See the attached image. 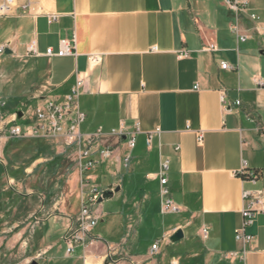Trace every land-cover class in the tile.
<instances>
[{"label": "crops", "instance_id": "obj_1", "mask_svg": "<svg viewBox=\"0 0 264 264\" xmlns=\"http://www.w3.org/2000/svg\"><path fill=\"white\" fill-rule=\"evenodd\" d=\"M226 1L31 0L26 10L0 16V44L10 51L0 55V76L22 81L15 87L20 102L0 112L30 111L81 79L79 129L99 130L92 148L112 150L91 171L94 183L112 190L97 205L95 241L68 255L61 239L82 200L77 173L58 204L41 200L44 214L58 210L39 225L48 262L58 239L74 264H126L108 262L106 244L113 257L135 264H264L263 214L244 228L249 241L235 237L248 201L243 193L264 207V0H237L246 2L239 11ZM72 39V54L44 55ZM30 44L38 55L28 53ZM120 128L123 136L111 132ZM163 161L173 212L162 210ZM177 229L183 236L172 242Z\"/></svg>", "mask_w": 264, "mask_h": 264}, {"label": "built area", "instance_id": "obj_2", "mask_svg": "<svg viewBox=\"0 0 264 264\" xmlns=\"http://www.w3.org/2000/svg\"><path fill=\"white\" fill-rule=\"evenodd\" d=\"M31 0H27L25 4L18 5L16 0H0V16H9L17 14L18 10H26L30 5ZM226 5L230 8L239 11L246 8V2H239L237 0H227ZM252 19H257L255 14H250ZM54 19V16L49 17V21ZM236 30V25L232 27ZM245 36H239L243 41ZM59 50L54 53L52 47L45 49L44 55H70L72 54V44L66 40L60 41ZM214 48V45H209L208 50ZM155 49V47H153ZM5 53V46L0 44V55ZM28 53L38 55L37 50L30 44ZM221 68H227V64L222 62ZM82 84L81 79H76L75 84L70 89L71 92L62 95L61 97H46V99L40 100L33 106L30 111H22V115L18 118L16 112L3 113L0 112V163H3L2 143L9 140L18 138H37L43 140H52L62 148H68L74 152L75 164L78 172L79 188L81 189V204L78 210V214L75 217H70L66 223V229L62 234V241L66 244V254L70 255L76 246H87L90 242L96 239L92 235V230L98 222L99 213L97 212L98 198L101 196L103 190L92 181L91 171L94 169L97 162L108 159L112 155L111 148L97 147L92 148L94 142L99 137V130L93 132V134L82 133L79 129L81 122L84 119V112L80 109L77 103V97L79 94V86ZM239 104V101H236ZM4 104L0 100V106ZM24 121L21 124L19 121ZM113 134L123 136V130L117 129L111 131ZM201 139V136H199ZM150 137H148V142ZM126 143L128 148H132L135 144V136L130 133L126 137ZM264 145V140H263ZM94 153L96 156H94ZM128 156L125 158L127 161ZM159 179L161 184L160 194H162V210L166 212L177 211L178 207L173 203L168 196L167 188L165 187L167 179L165 172L168 170L167 161L160 163ZM246 167V163L242 164L241 169ZM250 192H244V199L248 200L245 208L242 209L243 226L241 230L236 231L235 237L243 242L250 240L249 235L244 233V228L252 221L253 216L256 213L264 215V207L256 208L254 204L260 202L257 196L252 195L249 198ZM205 230V229H204ZM159 241L155 242L150 250L149 254L154 255L158 248ZM116 253L114 247L106 244V251L104 257L108 262L124 261L126 264H135V262L125 257H113ZM81 264H87L84 261Z\"/></svg>", "mask_w": 264, "mask_h": 264}, {"label": "rangeland", "instance_id": "obj_3", "mask_svg": "<svg viewBox=\"0 0 264 264\" xmlns=\"http://www.w3.org/2000/svg\"><path fill=\"white\" fill-rule=\"evenodd\" d=\"M21 82L19 79L7 81L0 76V96L4 103L20 102L15 96V87L21 86ZM18 122L25 123L21 119ZM6 144L5 149L2 148L3 163H0V264H31L33 261L36 264H74L73 259L64 258L65 245L58 239L55 255L48 262L50 256L41 252L42 242L37 237L42 221L58 213L57 208L51 206L48 214H44L39 207L41 200L58 204L64 196V187L73 182V173L78 174L74 152L49 139L40 142L37 138H18ZM96 227L101 228L100 222Z\"/></svg>", "mask_w": 264, "mask_h": 264}, {"label": "water", "instance_id": "obj_4", "mask_svg": "<svg viewBox=\"0 0 264 264\" xmlns=\"http://www.w3.org/2000/svg\"><path fill=\"white\" fill-rule=\"evenodd\" d=\"M10 51L8 49L5 50V54H9ZM17 117L19 118L22 115V111L18 110L16 111ZM115 191H117V189H115ZM112 194V190L110 189H106L102 192L101 196H99L98 198V202H102L104 199L110 197ZM183 236L182 234V230L181 229H177L176 231L173 232V234L170 236L169 240H171L172 242L174 241H178L179 239H181ZM31 264H36V261H33Z\"/></svg>", "mask_w": 264, "mask_h": 264}, {"label": "trees", "instance_id": "obj_5", "mask_svg": "<svg viewBox=\"0 0 264 264\" xmlns=\"http://www.w3.org/2000/svg\"><path fill=\"white\" fill-rule=\"evenodd\" d=\"M10 141H13V140H10Z\"/></svg>", "mask_w": 264, "mask_h": 264}]
</instances>
